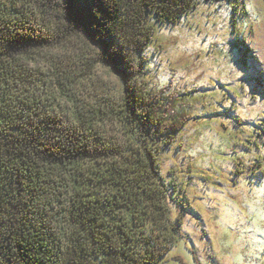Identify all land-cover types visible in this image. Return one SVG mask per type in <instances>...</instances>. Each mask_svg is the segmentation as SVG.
<instances>
[{
	"label": "trees",
	"instance_id": "trees-1",
	"mask_svg": "<svg viewBox=\"0 0 264 264\" xmlns=\"http://www.w3.org/2000/svg\"><path fill=\"white\" fill-rule=\"evenodd\" d=\"M196 5L0 3V264H158L177 244L157 145L170 124L137 80L153 21ZM98 64L120 91L82 88Z\"/></svg>",
	"mask_w": 264,
	"mask_h": 264
},
{
	"label": "rangeland",
	"instance_id": "rangeland-1",
	"mask_svg": "<svg viewBox=\"0 0 264 264\" xmlns=\"http://www.w3.org/2000/svg\"><path fill=\"white\" fill-rule=\"evenodd\" d=\"M153 25L137 81L170 124L158 160L181 219L158 264H264V0H197ZM83 80L92 96L122 86L102 64Z\"/></svg>",
	"mask_w": 264,
	"mask_h": 264
}]
</instances>
